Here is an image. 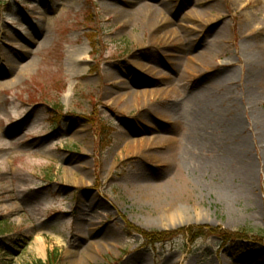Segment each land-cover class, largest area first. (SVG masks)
I'll use <instances>...</instances> for the list:
<instances>
[{
	"label": "rangeland",
	"instance_id": "rangeland-1",
	"mask_svg": "<svg viewBox=\"0 0 264 264\" xmlns=\"http://www.w3.org/2000/svg\"><path fill=\"white\" fill-rule=\"evenodd\" d=\"M252 44L264 0H0V264L264 261Z\"/></svg>",
	"mask_w": 264,
	"mask_h": 264
},
{
	"label": "bare ground",
	"instance_id": "bare-ground-1",
	"mask_svg": "<svg viewBox=\"0 0 264 264\" xmlns=\"http://www.w3.org/2000/svg\"><path fill=\"white\" fill-rule=\"evenodd\" d=\"M256 34H258V33H255L254 35H256ZM253 38H255V36L253 37ZM260 38H257V39H254L253 40V43H256L257 41H258V43L257 44H261V43H259V42H262V41H260L259 40ZM255 46V48L253 47H250V46H248L249 48H247L248 50H247V54H246V62L249 64V65H252L253 67H254V69H253V72H255L257 75H259V74H261L262 72H260V71H258V70H260V69H258V68H260V66H264V64H263V62H264V58L262 57V54H261V52L257 49L258 47V45H256V44H252V46ZM211 68H213V78H212V76L211 75H209V84H208V86H209V88L210 89H212V90H218V88H219V86H218V84L217 83H215L214 81H216L217 80V78L219 77L220 79L221 78H223V79H225L226 78V76H228L229 75V73L227 72V68H226V66H223V65H221V64H219V65H217V64H215V65H213V67H211ZM264 68V67H263ZM257 70V71H256ZM258 72V73H257ZM263 74H264V71H263ZM213 79H214V81H213ZM244 145H241V147H235V149H234V153L236 154V155H238V153H240V151L242 150H244ZM249 174V173H248ZM151 189H156V188H154V187H151L150 185H145V186H143V187H141V191L144 193V195L145 196H150L151 195ZM157 194H159V195H161V196H163L161 193H158V191H156V194H154V196H152V198H154V197H156V195ZM160 196V197H161ZM165 197H170L169 195H165ZM173 202H175V200H173ZM173 212L176 214V215H181V213H182V208H181V206L177 203V202H175V204L173 205ZM255 262L257 263V264H264V261L263 260H261V259H259V258H257V259H255Z\"/></svg>",
	"mask_w": 264,
	"mask_h": 264
},
{
	"label": "trees",
	"instance_id": "trees-1",
	"mask_svg": "<svg viewBox=\"0 0 264 264\" xmlns=\"http://www.w3.org/2000/svg\"><path fill=\"white\" fill-rule=\"evenodd\" d=\"M56 107H58V105H56ZM54 123H58L57 121H54ZM201 227L199 228H196L197 230L192 233L191 229H195V227H191L190 229H186V231H190V233L193 235L191 240L195 239L196 237H199V236H202L203 234H205V231L200 229ZM0 231H4L3 229L0 230ZM211 232H215V230H210ZM241 231H235V232H224V231H217V236L219 237L220 240H224V241H229V240H235L237 239L238 237L241 236ZM157 235H159V239L160 240H165V239H168L167 237H163L164 235L168 234L167 232H163V233H160V232H156ZM146 236V234H144ZM169 237V236H168ZM158 240V239H157ZM51 254L52 256L51 257H48L46 259V261H41L39 260L36 264H56L57 262V250H53L51 251Z\"/></svg>",
	"mask_w": 264,
	"mask_h": 264
}]
</instances>
